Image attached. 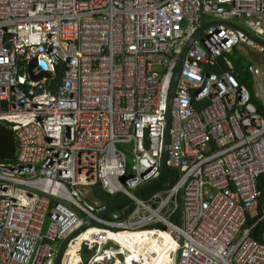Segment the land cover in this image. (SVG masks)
<instances>
[{"label": "built area", "instance_id": "1", "mask_svg": "<svg viewBox=\"0 0 264 264\" xmlns=\"http://www.w3.org/2000/svg\"><path fill=\"white\" fill-rule=\"evenodd\" d=\"M201 15L220 23L190 42L169 97ZM223 21L264 40V0H0V122L15 141L0 264H52L84 223L59 264H264V63L243 67L250 90L225 56L264 47ZM164 151L175 182L133 196ZM95 186L130 200L99 217Z\"/></svg>", "mask_w": 264, "mask_h": 264}, {"label": "water", "instance_id": "2", "mask_svg": "<svg viewBox=\"0 0 264 264\" xmlns=\"http://www.w3.org/2000/svg\"><path fill=\"white\" fill-rule=\"evenodd\" d=\"M200 25L197 28V30L195 31V33L193 35H191V37L187 40V42L184 44V46L182 47V50L180 52L177 64H176V68H175V74H174V78L172 81V86L170 89V94L169 97L172 94L174 85H175V81L177 78V74L179 72V68L181 65V61L182 58L184 56V53L187 49V47L189 46L190 42L195 38V36L204 28V26H206L207 24H213V23H220L218 21H211L206 23L204 20V17L201 15L200 17ZM223 25L228 26L233 28L234 30H237L243 34H245L246 36H248L251 40L259 43L260 45H262L264 47V40L258 38L257 36L251 34L250 32H248L247 30H245L244 28L238 26L235 23L232 22H226L223 21L221 22ZM35 62L31 61L28 64V67H32L33 64ZM39 64L41 66H44L43 62H39ZM41 77V75H37L35 77H33V79H39ZM168 129H169V113H167L166 115V126H165V136H164V141H165V145L167 144V140H168ZM145 146H147V138L145 136ZM14 152H15V141H14V137H13V133L12 130L4 123L0 122V161L3 160H10L13 158L14 156ZM165 151L163 153L162 156V161H161V167H160V171L159 174L156 178H154L152 181L148 182L147 184L143 185L142 187L136 189L132 194L133 196H136L138 194H140L142 191H145L146 189H149L151 187H153L155 184H157L161 178L163 177L165 171H166V166H165ZM130 200L129 196H123V198H121L119 201L115 202L114 204H112L111 206L107 207L106 210L102 213L99 214V217H103L106 216L107 214H109L110 212L116 210L117 208H119L120 206H122L123 204H125L126 202H128ZM85 223L80 226L78 229L74 230L72 233H70L69 235H67L65 238H63L58 247H57V251L53 260L52 264H59L60 260H61V256H62V252L67 244V242L74 236L76 235L80 230H82L85 227ZM254 235V233H253Z\"/></svg>", "mask_w": 264, "mask_h": 264}, {"label": "trees", "instance_id": "3", "mask_svg": "<svg viewBox=\"0 0 264 264\" xmlns=\"http://www.w3.org/2000/svg\"><path fill=\"white\" fill-rule=\"evenodd\" d=\"M221 61H222L221 59H218V62L220 64H221ZM243 61L244 63H242ZM248 63L249 61H247L245 58L236 61V63L234 64L233 72L236 73V78L238 79V81L246 85L251 90V87H252L251 79L244 71H242L243 67H245V65ZM208 70L215 71L216 68L212 66V67H209ZM58 74H59V71H58ZM252 101L257 106L258 111L264 116V108L259 104V101H257L253 96H252ZM176 178H177V174L174 171L167 169L163 177L161 178V180L154 187H152L150 190L145 192L143 196L153 191H156L158 189H161L163 187L172 185L175 182ZM256 186L260 193L259 202L262 203L264 202V175H261L258 178ZM92 190H93L95 197L99 198L107 207L111 206L112 204H114L115 202L123 198V195L121 194H118L116 196H108L105 193H103L99 189L98 186L93 187Z\"/></svg>", "mask_w": 264, "mask_h": 264}, {"label": "rangeland", "instance_id": "4", "mask_svg": "<svg viewBox=\"0 0 264 264\" xmlns=\"http://www.w3.org/2000/svg\"><path fill=\"white\" fill-rule=\"evenodd\" d=\"M206 17H207V20H213L211 18V16H206ZM225 56L228 58V60H230V62L232 63L233 66L236 63V61H238V60L245 58L247 61L250 62V61H253L254 57L257 59L259 64H261V63H264V48L261 50H254L252 48L239 45L233 51H229V52L225 53ZM242 63H244V61ZM263 84H264V81H263ZM122 148H123L125 155H126L128 170L130 171L131 167L133 165L132 154L130 152L129 146L124 145ZM87 193H88L87 195H89L90 193L93 194L92 188H90ZM86 199H88V198H86ZM47 223H48V220L45 219L44 225H43V233L45 232ZM60 241L55 244L56 249H57Z\"/></svg>", "mask_w": 264, "mask_h": 264}, {"label": "crops", "instance_id": "5", "mask_svg": "<svg viewBox=\"0 0 264 264\" xmlns=\"http://www.w3.org/2000/svg\"><path fill=\"white\" fill-rule=\"evenodd\" d=\"M255 58V57H254ZM257 60V59H256ZM257 63H259L258 61H257Z\"/></svg>", "mask_w": 264, "mask_h": 264}]
</instances>
